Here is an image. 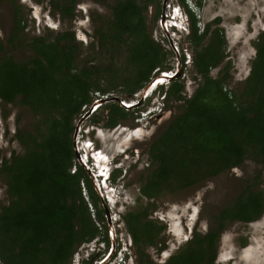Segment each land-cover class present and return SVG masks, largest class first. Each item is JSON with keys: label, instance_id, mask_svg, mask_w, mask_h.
<instances>
[{"label": "trees", "instance_id": "trees-1", "mask_svg": "<svg viewBox=\"0 0 264 264\" xmlns=\"http://www.w3.org/2000/svg\"><path fill=\"white\" fill-rule=\"evenodd\" d=\"M77 1L55 0L50 7L63 17H73ZM159 1L118 0L111 6L105 29L95 31L105 50L117 48L127 53L126 75L119 82L114 76L101 75L98 67L76 69L73 33L58 34L52 41L32 38L25 44L30 52L26 60L0 56V100L5 104L18 100L41 118L33 134L17 135L23 152H13L0 163L7 193V204L0 206L1 264H70L83 244L101 238L109 246L106 231L100 232L105 220V212L98 207L100 198L77 163L73 122L82 108L91 105L93 91L105 95L121 87L133 96L169 69L167 51L153 40L145 17L148 7ZM179 4L189 23L192 68L200 81L189 98L182 94L184 84L179 79L172 80L164 92L166 102L182 104L161 136L149 145L153 169L139 189L147 200L198 186L240 168L246 161L264 166V31L254 43L255 56L242 87L239 91L227 90L230 62L215 78L210 75L226 59L223 29L209 24L201 29L185 1L179 0ZM196 6L201 7L200 2ZM14 9L10 44L18 42L25 30L18 8ZM219 22L217 19L212 24ZM184 60L182 55L181 62ZM107 110L104 126L108 129L129 116L115 103ZM121 172L113 171L112 182ZM255 172L260 173L258 169ZM81 184L88 190L89 203L82 196ZM256 186L248 183L243 187L230 205L212 216L205 234L193 232L183 248L164 264H214L225 228L252 223L264 214V191ZM149 210L148 204L121 218L136 253L145 258L136 260V264H151L145 248L156 247L165 230V226L150 220Z\"/></svg>", "mask_w": 264, "mask_h": 264}, {"label": "rangeland", "instance_id": "rangeland-1", "mask_svg": "<svg viewBox=\"0 0 264 264\" xmlns=\"http://www.w3.org/2000/svg\"><path fill=\"white\" fill-rule=\"evenodd\" d=\"M53 1L55 0H42L36 3L32 0H0V56L8 54L16 59L26 60L30 52L25 48V44L32 38L46 37L52 41L58 34L73 33L76 69L98 67L101 75L114 76L119 82V79L126 75L127 53L117 48L112 49V52L105 50L95 34V31L105 29L111 18V6L118 0H78L73 17H63L58 11L53 10L50 7ZM184 1L189 5V0ZM198 2L201 7L196 6ZM178 5L179 0H166L164 6L163 0H160L159 3L148 7L145 17L153 40L167 51L166 63L169 69L160 73L157 81L163 80L162 74L176 75L179 70L176 79L183 82L182 94L189 98L200 79L192 68L193 54L187 38L188 26L187 23H183L185 30L180 27L179 30H172L167 28L166 21L167 18H171L173 9ZM15 6L25 23V30L20 33L18 42L10 44L8 40L14 28ZM190 8L197 16L201 28L209 24L212 28L217 26L223 29L226 59L220 67L213 69L210 75L215 78L220 69L230 62L228 72L230 78L226 89L239 91L251 69V62L255 56L254 43L258 35L264 31V0H191ZM180 10L183 12L182 7ZM217 19L220 22L217 25L212 24ZM182 55L185 59L183 63ZM171 80H163L162 84L147 91L144 96V89L129 96L121 87L105 95L94 91L90 95L91 105L101 102L80 122L75 139L77 150L79 151V147L85 142H92L96 152L108 157L111 163L110 180L114 169L120 168L123 172L115 182L109 180L106 183L115 193L114 200L108 197L110 204L104 200L105 205L101 199L98 202V207L104 212L107 210L108 213L100 232L103 234L106 231L109 246L100 243L81 245L75 252V257H79L78 264H81V257L86 251L89 255L83 264L85 261L88 264H136V260H145L136 253L121 218L129 211L148 207V204L151 205L150 220L159 226H165V230L157 246H148L145 248V254L151 264H164L183 248L193 232L205 234L210 228L212 216L230 205L248 183H253L257 185L256 188L264 191V166L259 167L251 161H246L240 168L231 169L186 190L165 192L152 200L140 195L139 189L143 178L153 169L150 164L149 145L161 136L169 121L181 110L182 102L173 100L166 102L164 92ZM161 87L163 89H160ZM111 98H118L124 105H128L124 109L129 112V116L115 128L108 129L104 126L107 109L110 104L119 105ZM91 105L82 108L81 114L73 122L74 126L90 110ZM143 107H152L156 112L143 123H138L135 118L139 114V109ZM40 119L27 107L20 105L18 100L10 104L0 100V163L3 158L8 159L13 152L16 154L23 152L17 135L23 132L33 134L40 125ZM93 121H98L96 123L100 125ZM83 148L82 152L85 154ZM257 169L259 174L255 172ZM257 175L258 178H255ZM81 193L84 200L89 203L88 190L84 184H81ZM5 204L6 186L0 173V206ZM93 211L90 207V212ZM111 227L113 235L110 234ZM125 247L126 254L123 251L121 254L124 255L123 263H119V253ZM93 251L94 254L91 255ZM72 259L74 258H71L70 264H74ZM214 264H264V214L249 224L228 225L220 235Z\"/></svg>", "mask_w": 264, "mask_h": 264}, {"label": "clouds", "instance_id": "clouds-1", "mask_svg": "<svg viewBox=\"0 0 264 264\" xmlns=\"http://www.w3.org/2000/svg\"><path fill=\"white\" fill-rule=\"evenodd\" d=\"M190 2H191V0H189V5L187 4V2H186V4H187V6H188V8L191 10V11H193L191 8H190ZM180 5H178V7L176 8V9H173V11H172V15H171V18H169V19H167L166 21H167V24H168V27H167V25H166V27L167 28H169V29H172V30H179L178 29V27H180L182 30H185V28H184V25H183V23L185 24V23H187V26L189 25V23H188V20H187V16H186V14H185V12H184V10H183V12L180 10ZM170 23H172V24H170ZM166 75H168V74H166ZM118 104H119V106L121 107V108H127L126 106H128V105H125V107L124 106H121L120 105V103L119 102H117ZM130 106V105H129ZM148 108H151V107H143V108H141V109H139V111H138V113L139 114H137L136 115V118H135V120H138L139 118H141V112H143V111H145V110H147ZM156 112V110H152L151 112H150V115L146 118V119H148V118H150L151 116H152V114H154ZM155 116V115H154ZM146 119H141L140 121L138 120L137 122L138 123H143L144 121H146ZM78 143H79V141H78ZM82 147H84L83 148V150H84V152H85V154L82 152ZM82 147H79V151H78V153H79V155H80V157H81V159H82V161H83V163L86 165V166H88L89 168H90V170L91 171H93L94 172V175L96 176V178L98 179V182H99V185H100V187L102 188V191H103V198H104V200H106L109 204H110V202H109V198L108 197H111V199H113L114 198V194L115 193H113V190H112V188H109V187H107V185H106V183L110 180V173H109V165L111 164L110 162H109V160H108V157H106V156H103V158L102 159H100V160H98L97 159V157H99V156H101V153H97L96 152V150H95V148L93 147V145H92V142H85L84 144H83V146ZM86 147H88L90 150H91V153L89 154V151L86 149ZM91 158H92V160H93V164L92 163H88V160H91ZM97 161H100L101 163H97ZM77 163L80 165V163L78 162V160H77ZM81 166V165H80ZM82 167V166H81ZM83 168V167H82ZM84 169V168H83ZM116 169H120V168H116ZM85 170V169H84ZM115 170V169H114ZM113 170V171H114ZM121 171H122V169H120ZM123 172V171H122ZM121 172V173H122ZM112 174H113V172L111 173V182H112ZM113 183V182H112ZM92 184V183H91ZM109 193H111V194H109ZM114 200V199H113ZM88 203V202H87ZM90 208V207H89ZM92 208V207H91ZM93 209V208H92ZM90 210V209H89ZM97 243H100V244H103V245H105V243L101 240V238H96V239H94V240H92L91 242H89V243H86V244H83V245H89V244H97ZM106 246V245H105ZM94 250V249H93ZM103 250H105L104 248H103ZM91 251V250H90ZM124 252V254H126V252H127V249H126V247L124 248V249H122L121 250V252L119 253L120 255V261H119V263H123V260H124V255H121L123 252ZM94 254V251L92 252V254L91 255H93ZM88 251H86L83 255H82V257H81V264H83L84 263V260H86L87 259V257H88ZM72 258H74V259H72V262H74V264H78L79 263V257L78 256H76L75 257V253H74V255H73V257ZM115 259V258H114ZM113 259V260H114ZM85 264H87L86 263V261H85ZM114 264V263H113ZM118 264V263H117Z\"/></svg>", "mask_w": 264, "mask_h": 264}, {"label": "water", "instance_id": "water-1", "mask_svg": "<svg viewBox=\"0 0 264 264\" xmlns=\"http://www.w3.org/2000/svg\"><path fill=\"white\" fill-rule=\"evenodd\" d=\"M165 4H166V0H163V6H164ZM178 72H179V70L177 71V74H176V75H171V76H170V75L162 74L161 76H162L163 80H165V81H170L171 79L174 80V79H176V78L178 77ZM158 76H159V75H158ZM158 76H156V77H154V78L152 79V80H154V82H152V80H151L150 83L144 88L143 96L147 93V91H149V90H151L152 88L157 87V86H159L160 84H162L163 80H162V81H157V77H158ZM172 80H171V81H172ZM111 100L116 101V102H119L121 106H124V107H125V105H124V104H123L118 98H111ZM100 102H101V101L92 104L91 107H90V110H89V111L83 116L82 119H80V121H79V122L77 123V125L75 126L74 133H73V143H74V149H75L76 158H77L78 162H79L80 165L85 169L86 174H87V176L89 177V179H90V181H91V183H92V186H93L95 192L97 193V195L99 196V198L102 200V202H103L104 205H105V201H104V198H103V197H104V196H103V191H102V188H101L100 185H99L98 179H97L96 176L94 175V172L91 171L90 168H89L88 166H86V165L83 163V161H82V159H81V157H80V155H79V153H78L77 146L75 145V139H76V135H77V130L79 129L80 122H81L85 117L89 116V114H91V113L97 108V106H99ZM105 217H106V218L108 217L107 210H105ZM108 223H109V222H108ZM110 232H111L110 234L113 235L112 227H111V229H110ZM113 245H114V243H113V240H112V248H111V252L114 251V246H113ZM109 257H110V255H109Z\"/></svg>", "mask_w": 264, "mask_h": 264}, {"label": "built area", "instance_id": "built-area-1", "mask_svg": "<svg viewBox=\"0 0 264 264\" xmlns=\"http://www.w3.org/2000/svg\"><path fill=\"white\" fill-rule=\"evenodd\" d=\"M200 27V25H199ZM201 28V27H200ZM202 29V28H201ZM99 94V93H97ZM85 109V108H84ZM152 111V107L151 108H148L147 110L141 112V118H139L138 120L140 121L141 119H146L149 115H150V112Z\"/></svg>", "mask_w": 264, "mask_h": 264}, {"label": "flooded vegetation", "instance_id": "flooded-vegetation-1", "mask_svg": "<svg viewBox=\"0 0 264 264\" xmlns=\"http://www.w3.org/2000/svg\"><path fill=\"white\" fill-rule=\"evenodd\" d=\"M168 19V18H167ZM131 106V105H130ZM96 124H99V123H96ZM95 125V124H94ZM100 125V124H99ZM86 149L89 151V154L91 153V150L88 148V147H86ZM88 163H92L93 164V160H92V158H91V160H88Z\"/></svg>", "mask_w": 264, "mask_h": 264}, {"label": "bare ground", "instance_id": "bare-ground-1", "mask_svg": "<svg viewBox=\"0 0 264 264\" xmlns=\"http://www.w3.org/2000/svg\"><path fill=\"white\" fill-rule=\"evenodd\" d=\"M103 158V156L101 155V156H99V157H97V159L98 160H100V159H102ZM99 255V254H98Z\"/></svg>", "mask_w": 264, "mask_h": 264}]
</instances>
